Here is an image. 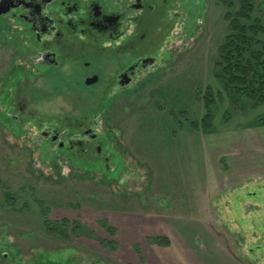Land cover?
I'll list each match as a JSON object with an SVG mask.
<instances>
[{"label": "rangeland", "instance_id": "rangeland-1", "mask_svg": "<svg viewBox=\"0 0 264 264\" xmlns=\"http://www.w3.org/2000/svg\"><path fill=\"white\" fill-rule=\"evenodd\" d=\"M60 1L48 7L57 18L78 22L95 1L123 33L98 39L83 59L93 68L56 66L28 24L0 15V264H264V103L216 77L227 7L153 0L168 7L157 62L118 88L137 0ZM52 129L56 143L44 136Z\"/></svg>", "mask_w": 264, "mask_h": 264}, {"label": "flooded vegetation", "instance_id": "flooded-vegetation-1", "mask_svg": "<svg viewBox=\"0 0 264 264\" xmlns=\"http://www.w3.org/2000/svg\"><path fill=\"white\" fill-rule=\"evenodd\" d=\"M6 3V6L11 7L10 13L16 18L23 20L28 24L32 34L35 35L36 40L42 45V50L47 51V57H49L48 63L59 65V62L64 60H71L76 63L83 61L85 68H93L96 66L95 61H84L86 56L96 55L97 48L96 43L98 39L104 34L108 36V39L115 41L121 36L120 34V16L113 14L109 15L108 10H104L103 7L95 1L90 2L86 14L81 17L78 22L71 23L65 22L60 18H57L50 12L48 7L57 4L60 0H0ZM171 0H164V5L170 3ZM61 6H65V2H61ZM163 5V6H164ZM96 6L98 7L96 9ZM132 8L139 9L140 14L133 18L136 26L133 33L126 42L122 44L121 49L123 52L128 51L132 55L133 59L122 67L116 74L115 86L118 88H125L126 86L136 83L139 80V75L144 73L149 66L154 65L156 57L153 55L157 46L162 43L160 39V30L162 18L164 17L167 8L158 7L153 0H137V4H133ZM164 8V10H163ZM78 10L77 5L74 8ZM157 29H160L157 31ZM167 31L168 28H167ZM166 31V32H167ZM82 37H86L87 41L82 40ZM159 40V41H158ZM146 41L144 47L140 48V44ZM158 42V43H157ZM80 45V50L76 51V46ZM45 59V57H43ZM148 59V61H145ZM98 72H91V77L98 76ZM126 74V76H123ZM86 76L87 79L91 78ZM99 80V76L97 81ZM129 80V84L122 86L121 82ZM91 127H87L84 130V135L90 134L92 140L98 138V134ZM60 132L58 130H51L45 132L44 136L52 143H56L59 140ZM77 145L82 146L84 143L82 140L76 142ZM92 142L88 144V148L84 151H88L92 148ZM60 149L71 150L73 143L70 146L65 147L63 143L59 144ZM100 152V146L97 147Z\"/></svg>", "mask_w": 264, "mask_h": 264}, {"label": "trees", "instance_id": "trees-1", "mask_svg": "<svg viewBox=\"0 0 264 264\" xmlns=\"http://www.w3.org/2000/svg\"><path fill=\"white\" fill-rule=\"evenodd\" d=\"M227 7L229 26L219 47L216 62V77L234 94L240 93L254 105L264 103V24L257 12L255 0H219ZM238 5V8L236 6ZM263 10V8H261ZM257 13V15H256ZM244 20V21H242ZM205 96L207 114L202 121L203 128H209L214 117L213 94ZM258 122L264 125V115ZM158 239V238H157ZM159 246H169L167 238L157 240Z\"/></svg>", "mask_w": 264, "mask_h": 264}, {"label": "water", "instance_id": "water-1", "mask_svg": "<svg viewBox=\"0 0 264 264\" xmlns=\"http://www.w3.org/2000/svg\"><path fill=\"white\" fill-rule=\"evenodd\" d=\"M98 7L96 6V9ZM11 10V7L6 6V3H4L3 1L0 2V15H5L6 13H8ZM145 61H148V59H146ZM123 76H126V74H123ZM98 76H93L89 79H87L86 81V85H92L94 83L97 82ZM129 84V80L125 81V82H121L122 86L128 85Z\"/></svg>", "mask_w": 264, "mask_h": 264}]
</instances>
